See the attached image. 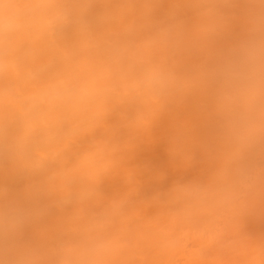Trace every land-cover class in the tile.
<instances>
[{"label": "clouds", "instance_id": "1", "mask_svg": "<svg viewBox=\"0 0 264 264\" xmlns=\"http://www.w3.org/2000/svg\"><path fill=\"white\" fill-rule=\"evenodd\" d=\"M0 264H264V0H0Z\"/></svg>", "mask_w": 264, "mask_h": 264}, {"label": "bare ground", "instance_id": "2", "mask_svg": "<svg viewBox=\"0 0 264 264\" xmlns=\"http://www.w3.org/2000/svg\"><path fill=\"white\" fill-rule=\"evenodd\" d=\"M163 134V132H162ZM136 162H150L156 165L158 168L166 172V178L160 183H155L147 186L146 192L151 193L156 190H162L171 181L180 177L181 173L172 171L168 166V157L164 151L163 144L157 145L151 148H144L137 153ZM204 167L202 161L198 160L192 169L183 174L185 178H189L197 175ZM109 193L111 190L109 189Z\"/></svg>", "mask_w": 264, "mask_h": 264}]
</instances>
